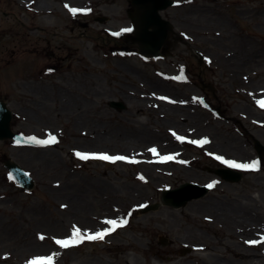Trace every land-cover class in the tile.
Returning <instances> with one entry per match:
<instances>
[{"label": "rangeland", "instance_id": "1", "mask_svg": "<svg viewBox=\"0 0 264 264\" xmlns=\"http://www.w3.org/2000/svg\"><path fill=\"white\" fill-rule=\"evenodd\" d=\"M173 1L160 13L173 28L166 56L144 60L111 51L122 40L107 31L128 26L127 0H0V98L25 138L0 142V264H264V157L255 150L264 146V0ZM69 8L81 10L76 21ZM234 54L250 60L226 65ZM52 60L57 72L35 74ZM169 107L179 109L169 116ZM115 129L131 139L96 142ZM50 135L55 143L29 140ZM7 159L33 177L31 192L10 178ZM218 168L241 178L225 181ZM184 183L212 187L183 207L161 204L160 191ZM74 226L112 230L67 248L54 242Z\"/></svg>", "mask_w": 264, "mask_h": 264}, {"label": "water", "instance_id": "2", "mask_svg": "<svg viewBox=\"0 0 264 264\" xmlns=\"http://www.w3.org/2000/svg\"><path fill=\"white\" fill-rule=\"evenodd\" d=\"M132 10L128 16L136 26V35L132 38L139 46V52L144 56L158 54L159 48L165 41L166 35L172 31L170 23L160 17L159 12L168 8L173 3L171 0H128ZM118 107H121L118 105ZM12 114L0 102V139H16L11 133L10 122ZM256 150L259 155H263L264 147L256 143ZM5 167L10 171L13 178L22 188L32 189L33 181L24 173V171L14 162L6 161ZM228 181H238L241 174L233 173L228 170H212ZM208 192L207 186H198L196 184L184 183L172 190H165L160 193V201L163 205L178 208L185 206L189 201L198 199ZM159 204L151 205L144 211L154 210Z\"/></svg>", "mask_w": 264, "mask_h": 264}, {"label": "snow or ice", "instance_id": "3", "mask_svg": "<svg viewBox=\"0 0 264 264\" xmlns=\"http://www.w3.org/2000/svg\"><path fill=\"white\" fill-rule=\"evenodd\" d=\"M67 7V5H66ZM70 11H72L73 13H76L78 11H81L79 9H70ZM130 29H126L125 31H129ZM113 35H119V33H114ZM174 79H179V77H175ZM161 99H164L163 97H161ZM258 103L260 104L261 107H264V100L258 101ZM173 135H175V133H173ZM177 139L183 140V137H177ZM29 140L37 143V144H50V143H55L56 142V138L54 136H49L48 139L46 140H36L35 137H29ZM208 141L205 139L203 141H192V143H200V144H205ZM149 151H151L152 153H156V149L155 148H151L149 149ZM76 155L81 158V159H100V160H108V161H117V160H128V157L125 156H109L107 154H88V153H76ZM165 159H171V157H166ZM216 159L218 160H222L224 163H226L227 165H229L230 167L233 168H240V169H249V168H255L256 167V162L253 161L251 164H243V163H237L235 161H231V160H224L223 157H216ZM131 162H135L134 160ZM208 187H212V185H208ZM127 221H121L120 223H126ZM107 224L112 225L113 227L117 226V221L115 220H109L106 221ZM112 229H105L104 231H100V232H96L95 234L89 235V234H84L81 235V230L79 228H76L75 226L73 227V232H72V236L69 237L68 239H55L54 242L59 245L62 248H67L69 247L71 244L74 243H78L83 239H87V240H102L104 238L105 235L108 234V232H110ZM41 240L44 239L43 236L40 237ZM262 240H264V238H262ZM261 241H247V243L249 244H257L260 243ZM52 262V256H48V257H37L33 260L28 261V264H51Z\"/></svg>", "mask_w": 264, "mask_h": 264}, {"label": "bare ground", "instance_id": "4", "mask_svg": "<svg viewBox=\"0 0 264 264\" xmlns=\"http://www.w3.org/2000/svg\"><path fill=\"white\" fill-rule=\"evenodd\" d=\"M235 56V54L232 56V57H230V58H226L227 60H225V63H226V65H228V66H230L231 64H240L241 62L240 61H242V62H244V64L246 65L248 62H249V58L248 57H244V56H242V58H236V57H234ZM168 111H170V115L169 116H172V115H174V113H176V111L179 109H176V108H166ZM115 132L113 133V134H111V135H109V136H98V140H96V142H102V141H113V140H116V139H118V138H120V137H123L124 139H131V137L130 136H128V135H126V134H123L122 132H121V130H119V129H115L114 130ZM129 133H131V134H133V135H135V132L134 131H129ZM137 139V138H136ZM223 146H225V147H227V148H231V149H233V151H235V149L233 148V146L232 145H230V144H227V145H224V144H222ZM237 152V151H236ZM249 217V216H248ZM248 217H244L246 220H249V218Z\"/></svg>", "mask_w": 264, "mask_h": 264}, {"label": "flooded vegetation", "instance_id": "5", "mask_svg": "<svg viewBox=\"0 0 264 264\" xmlns=\"http://www.w3.org/2000/svg\"><path fill=\"white\" fill-rule=\"evenodd\" d=\"M128 34H123V35H120V39L122 40V44L121 46L123 47V49L127 50V51H133L134 50V47H132L130 44H128V36L130 35L129 34V31H127ZM2 40H0V43H1ZM49 53V56H52L53 59H54V52H48ZM60 69L59 65L56 63V61L52 60L51 63H48V64H44L42 65L39 69H37L36 73L35 74H42V75H52L54 74L55 72H57L58 70Z\"/></svg>", "mask_w": 264, "mask_h": 264}]
</instances>
